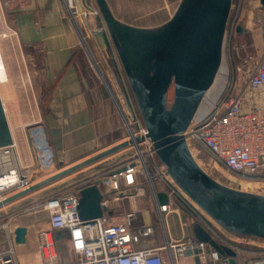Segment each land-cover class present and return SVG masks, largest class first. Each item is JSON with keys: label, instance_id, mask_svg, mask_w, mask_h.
Wrapping results in <instances>:
<instances>
[{"label": "crops", "instance_id": "crops-1", "mask_svg": "<svg viewBox=\"0 0 264 264\" xmlns=\"http://www.w3.org/2000/svg\"><path fill=\"white\" fill-rule=\"evenodd\" d=\"M103 1L115 26L108 29L104 21L100 24L93 19L96 21L93 24L86 19L80 22L77 30L67 17L62 0H0V20L12 32L11 48L6 46V52L17 51L19 56L10 57L3 52L7 75L0 68V99L17 160L23 167L35 165L27 137V127L35 122L45 128L56 157L55 166L49 173L34 176V189L30 193L0 207V250L3 244L8 246L7 234L12 237L9 231L15 226L29 230L45 228L47 216L37 210L39 202L80 186L91 174L122 163L129 152L125 145L123 112L127 115L131 109L142 108L141 103L151 101L155 105L150 108L169 111L179 100L176 78L169 73L168 25L198 0ZM72 2L79 9L88 5L99 10L97 0ZM263 16L264 8L239 10L233 33L221 40L215 73L199 99L187 130L212 111L233 79V94L239 93L241 83L235 80L237 76L233 73L239 59L233 48L246 44V53L251 56L257 58L264 54ZM102 25L104 31L92 32ZM126 117L136 116L132 112ZM186 145L192 159L205 174L199 165L200 152L204 151L193 143ZM155 160L167 172L157 155ZM61 173L64 175L59 176ZM72 181L74 184L69 186ZM143 199L139 195L132 200L134 210L140 211L138 206ZM190 204L185 208L177 203V208L167 216L168 220H178V225L189 222V228H179L178 236L169 235L172 240L194 238L192 227L200 225L221 230L225 238L240 243V246L254 242L258 247H264L263 239L231 232L207 213L204 215L196 204ZM110 208L111 221L120 223L129 205L120 201L111 204ZM149 213L153 214V210L149 209ZM138 215L140 223L142 215ZM153 215L152 224L142 226L152 228L153 234L140 240V248L164 244ZM3 225H7L8 230L2 228ZM32 232L33 236L31 231L27 233L25 245L15 246L18 264H41ZM61 236L56 240V248L58 244L65 245L72 251L74 259L65 262L58 258V263L76 262L69 233L61 231ZM157 238L160 242H156ZM178 264L196 262L195 258L184 255Z\"/></svg>", "mask_w": 264, "mask_h": 264}, {"label": "built area", "instance_id": "built-area-1", "mask_svg": "<svg viewBox=\"0 0 264 264\" xmlns=\"http://www.w3.org/2000/svg\"><path fill=\"white\" fill-rule=\"evenodd\" d=\"M62 1L75 29L78 30L80 22L86 19L103 23L97 9L88 5L79 9L72 0ZM102 30H105L104 26L92 32L98 34ZM2 37L5 38L4 35ZM247 48L246 44L233 48L239 59L233 71L237 76L235 80L241 83L239 93L233 94V79L212 111L187 130L183 137L186 144L193 143L201 148L227 172L241 180L251 181L264 178V54L253 57L246 53ZM122 118L129 151L122 163L91 174L80 186L68 188L37 204V210L47 216L46 226L27 229L28 232L34 231L41 264H59L54 238L57 231H67L73 242L77 261L69 264H178L184 255L197 259L198 264H219L220 261L221 264H229L228 257H221L194 238H170L167 216L177 208V203L185 208L191 204L170 175L157 164L156 151L147 129L136 117ZM27 137L35 157V165L31 167H23L18 162L14 143L0 147V204L12 194L31 188L35 175L47 174L55 166L56 157L43 125L39 122L30 124ZM84 187H94L100 194L101 216L98 218L81 220L79 217V192ZM157 194H164L167 202L160 204ZM139 195L153 206L155 225L161 226L164 238L161 246L139 247L142 238L153 234L150 227L133 229L139 223V211L133 209L132 200ZM120 201H126L129 208L122 215L123 221L114 223L110 205ZM2 228L8 230L7 225ZM179 228H189V222H181ZM203 228L218 245L235 253V264L240 262L243 252L240 243L225 238L221 230L209 226ZM13 230L9 231L12 237L7 234L8 246L3 244L1 247L0 264H18L16 245L12 244ZM247 245L256 246L249 242ZM251 264H264V260H253Z\"/></svg>", "mask_w": 264, "mask_h": 264}, {"label": "water", "instance_id": "water-1", "mask_svg": "<svg viewBox=\"0 0 264 264\" xmlns=\"http://www.w3.org/2000/svg\"><path fill=\"white\" fill-rule=\"evenodd\" d=\"M97 1L106 27L112 28L114 24L104 8V1ZM229 2L230 0H198V3L186 7L168 25L170 57L168 60L171 65L169 73L176 78L179 100H176L169 111L150 108V105H155L154 101L144 102L145 105H142V108L153 109L155 114H159L161 110L159 118L162 124L164 123V129L161 131H154L147 127L146 129L158 159L166 166L167 174L174 182L225 229L264 240V211L259 206H252L247 214L228 210L229 203L223 198L221 188L210 181L196 165L183 135L178 136L187 128L202 93L215 73L222 40L221 29L224 28L229 9L222 8V5L229 7ZM102 81L104 82L103 79ZM152 95L151 93L150 96ZM12 143L0 99V147L9 146ZM62 175L64 173L59 176ZM33 189L34 187H31L7 198L0 207L27 195ZM79 195L80 219L91 220L100 217L99 192L94 187H84L80 189ZM157 199L160 204L167 202L164 194H157ZM27 233L26 227H16L13 230L14 244L25 245ZM192 234L197 242L208 245L222 257H228L229 264H235V253L230 248L218 245L202 226H193ZM58 237H62L61 231L54 233L55 240ZM195 262L198 264L197 259Z\"/></svg>", "mask_w": 264, "mask_h": 264}, {"label": "rangeland", "instance_id": "rangeland-1", "mask_svg": "<svg viewBox=\"0 0 264 264\" xmlns=\"http://www.w3.org/2000/svg\"><path fill=\"white\" fill-rule=\"evenodd\" d=\"M228 6L229 7H227L226 5H222V8H229L227 16L225 18L224 28L221 29L222 38H228L230 34L233 33V23L236 20L239 10H242L244 8H248V9L264 8V0H230V2L228 3ZM101 17H102V14H101ZM261 22L264 23V16ZM227 25L229 26L227 27ZM3 35L5 36V38L1 37ZM11 38H12L11 34L9 30L7 29V27L4 25L3 20H0V50L2 53V58H3L4 53H7L8 56L10 57L16 56L19 58V56L17 55V51L14 52V51L9 50L10 53L6 52V49H5L6 46H8V48L9 47L11 48V45H9V43L11 42ZM141 105H145V103H141ZM118 111L120 112L119 109ZM130 111L131 112L127 115L130 116L131 113L133 112L143 127L145 128L147 127L154 131H161L164 129V125H163L164 123L162 124V122L160 121L161 119L159 118V116L161 115V110H159V114L158 113L155 114V110L148 109V108H137L135 110L131 109ZM122 115L127 116L125 115V112H123ZM186 130L187 129H185L184 132L180 133L178 136L185 134ZM165 131H168V129H165ZM171 135H174V134H171ZM200 157L201 158H200L199 165L202 167V170L205 172L207 178L210 179V181L217 184L221 188L223 198H225V201L229 203L228 208H227L228 210L235 212V213H242V214L246 213L247 214L250 212V208L252 206H259L261 210L264 211V178L260 180L258 179V180H251V181L241 180L235 175L227 172L218 163L214 162L215 163L214 164L210 160L208 155L205 154L204 152H200ZM73 184L74 182L72 181L69 186ZM178 188L182 191V193L185 195L186 199H188L190 203L196 204L197 208L204 215L206 214V212L194 201L192 197H189L187 193H185L181 189V187L178 186ZM138 207L140 210L139 213H141V215L144 213L145 215L144 214L142 215V220L139 224L134 225L133 229H136V230L142 227L144 223L151 225L154 219L153 217L154 215L151 213L152 215L151 216L149 213V209L153 210V206L150 202L146 203L144 199L140 200ZM144 217H146L147 220H145ZM122 221H123V216L121 218V222ZM166 226H167L169 235L171 237L178 236L181 233L179 229V225H178V220L176 219H173V220L166 219ZM157 228H158V231L162 235L161 226L157 225ZM31 234L33 236L32 231H31ZM157 239H156V242H160V240L159 239L157 240ZM253 244H255L257 247L252 246V245H243V244L241 245L243 252L241 254L240 264H249V263L251 264L253 260H257V259L264 260V249H262L263 247H261L260 245L259 246L261 248L258 247V244L254 242ZM57 254H58V258L61 259V261H65V260L69 261V260L74 259L72 251L69 248H66L65 245H62V244H58Z\"/></svg>", "mask_w": 264, "mask_h": 264}, {"label": "bare ground", "instance_id": "bare-ground-1", "mask_svg": "<svg viewBox=\"0 0 264 264\" xmlns=\"http://www.w3.org/2000/svg\"><path fill=\"white\" fill-rule=\"evenodd\" d=\"M0 68L3 71V74L7 75L5 64H4V61H3V58H2L1 50H0Z\"/></svg>", "mask_w": 264, "mask_h": 264}, {"label": "trees", "instance_id": "trees-1", "mask_svg": "<svg viewBox=\"0 0 264 264\" xmlns=\"http://www.w3.org/2000/svg\"><path fill=\"white\" fill-rule=\"evenodd\" d=\"M89 21H90L91 23H93V24H96V21L93 20V19H90Z\"/></svg>", "mask_w": 264, "mask_h": 264}]
</instances>
